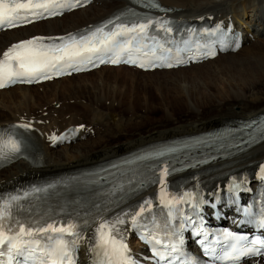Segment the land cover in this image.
<instances>
[{
	"label": "bare ground",
	"instance_id": "6f19581e",
	"mask_svg": "<svg viewBox=\"0 0 264 264\" xmlns=\"http://www.w3.org/2000/svg\"><path fill=\"white\" fill-rule=\"evenodd\" d=\"M159 1L163 6L174 9L175 11L172 13V16L180 19L196 21L201 19H211L212 21L232 20L234 26L236 28H242L244 36H246L240 50H238L237 53L219 55L212 61L189 66L190 68H194V70H196V72H194V75L197 78H207L212 81H217L220 76L232 77L235 75H240L239 72L241 67L253 69L251 74L239 79L242 83L238 86V89L234 86L228 87L227 84L225 85L224 83L222 84L223 87L217 86L219 90H217L215 93H208L202 95L200 97V100L198 101L188 102V104L185 105V111H190V114H186L185 116L188 119H183L179 122H175L168 129L153 130L143 136H138L135 139H127L125 141L109 146H103L100 148L97 147L98 142L95 141H88L86 144H83L81 146L78 145L77 147H73V143L64 145L60 148L49 147V143L45 142L44 140L42 141V136L37 130L41 129L40 121L45 122L46 119H43L41 116H33L31 115L32 113H29V111L31 110V105L29 104V102L31 101V99H33V94L30 92V88H39L40 86L47 87L51 86V84L57 85L62 81L68 80L71 83L66 88V91H69L70 89H80L83 86L76 85V83L73 84L72 80H74L75 78H81L87 75H91L95 72H103L104 70L110 71V73H108V77H110L114 81H120L119 83L121 84V86H123L121 92L117 96L116 93L114 94L113 99H111V105L108 107V115L113 117L114 115H116L115 111L117 113L118 107L126 111V105L133 106L134 102L136 103V101H138L140 90L148 88L147 86L151 82L150 78L154 77H148L149 80H146L145 75L157 77L156 75H159L160 72L164 73V76L165 74H181L185 73L184 71L188 67H186L185 69L182 68L169 71H154L151 73H143L137 71L134 68L121 66L100 67L98 70H94L86 74H79L61 78L52 81L51 83L47 81L41 85L36 86H17L14 88H9L8 90H1L0 126L10 123H22L30 126L37 140L44 147V159L40 167H34L30 165L26 160L21 159L16 163L0 170V193L8 191L9 189L19 185L22 182L43 178L50 175H61L73 169L86 167L108 160L110 158L127 153L134 148L149 143L184 135H192L200 132H205L213 128L224 126L228 122L233 120H245L257 116L258 114L264 113V96L254 94L247 98L243 92L245 88H250V85L248 84L249 77H251V80H254L256 84L264 83V0ZM124 5H126V2L123 0H95L85 9L77 10L73 13L62 16L61 18H54L50 21L40 22L22 29L1 33L0 54L10 44L29 37H42L45 38V42H50L48 38H59L65 36L73 31H76L89 24L99 21L102 18H105L113 11L123 7ZM248 36L257 37L259 39H262L263 41L261 40V42L256 47H244L245 43H250L251 39ZM259 47L262 49H259ZM256 49L259 50L257 51ZM208 64H213V66H209ZM205 66H208L207 69L204 68ZM118 71H124V75L121 76V78L116 74L114 76V72ZM159 76H161V74ZM252 86H254V84ZM213 88L214 90L218 89L216 88V85L213 86ZM53 89V92L52 90L45 92V96H47L48 94L54 97H59L60 95H62L56 92V88ZM102 90L105 89L102 88ZM43 98L44 97L42 96L41 98H39V100H43ZM4 103L13 106L12 111L6 112L4 108H2L3 105H5ZM210 106H212L213 110L205 111V109L209 108ZM20 108H25V110H28V113L25 115V111L23 109L20 110ZM76 108L77 107H75V109ZM22 111H24V113H22ZM23 115H25L26 117L24 121L22 120ZM89 115L90 113L88 111L84 112V118H80V120L83 121V119H86ZM77 119L79 118H71L72 121H77ZM96 123L97 122H92V124L90 125H96ZM63 124H66V121L58 122L55 125L59 127ZM83 125V122H81L80 124H74V126H82L80 138H91L92 134L88 130L89 126L86 127ZM50 134L52 133L48 132L46 138ZM262 158H264V143L240 156L238 158L240 162L231 166V168L244 167V170L248 171L250 169L256 168L257 166L255 165V163ZM215 189L216 187L212 188L211 192H213ZM81 256L83 257L82 263L84 264L86 261L84 252L81 253ZM244 264H264V260H251Z\"/></svg>",
	"mask_w": 264,
	"mask_h": 264
},
{
	"label": "snow or ice",
	"instance_id": "6c2138e0",
	"mask_svg": "<svg viewBox=\"0 0 264 264\" xmlns=\"http://www.w3.org/2000/svg\"><path fill=\"white\" fill-rule=\"evenodd\" d=\"M149 3L153 7H158L154 0H149ZM79 6L81 0H0V28L18 27L21 23L32 22L34 18L58 15L62 10H71ZM109 24L114 26L106 31ZM154 25L165 32L172 31L167 21L161 23L151 18H146L144 22L132 23L130 26L123 22L108 21L87 34L48 38L52 42H45V38L42 37H34L13 44L0 54V88L17 82H33L39 78L50 79L52 74L60 75L67 68L79 71L81 69L77 67L78 64L85 61L90 63L104 55L113 56L111 63L120 62V56L127 54L128 59L123 61L125 63H133L140 67H145L146 64L172 67L168 55L159 56V64L151 60L133 58L134 52H142V48L138 45L149 38L155 39L149 36V29ZM151 52L155 55V48H152ZM143 54L147 56L148 52ZM211 54L215 55L214 52ZM100 62L105 61L100 59ZM176 62L183 61L177 59ZM52 139L55 141L57 138L52 137ZM20 150L21 144L17 139L12 136H8L7 139L0 137V159L6 158L9 154L19 153ZM261 172L264 174V167ZM166 174L167 169L161 174L162 184L163 176ZM184 195L188 197L190 194ZM20 199L18 196H11L0 202V264H75V253L82 239L80 225L66 222L57 226L55 223H42L39 220L22 221L16 218L13 212V209L18 207ZM174 202H177L176 198L167 201L163 196L161 198L162 204L171 205ZM146 207H151V201H145L140 205V211L132 215L133 225ZM169 215H172L171 209ZM123 223H125L124 218L118 216L113 222L106 221L99 225L95 233L94 245L89 249L95 257L92 264H135L128 255V247L123 242V238H117L119 236L117 226ZM257 226L264 228V214L257 221ZM223 235L226 244L221 248L222 255L217 253L221 264H238L243 257L264 254V239L259 236L250 239L231 232ZM149 237L144 239L149 244L153 243V239L155 240L153 255L164 260L165 253L155 247L161 243L160 240L151 234ZM171 249L174 253L177 251V246L172 245ZM182 264H193V261L188 259Z\"/></svg>",
	"mask_w": 264,
	"mask_h": 264
},
{
	"label": "rangeland",
	"instance_id": "374dc122",
	"mask_svg": "<svg viewBox=\"0 0 264 264\" xmlns=\"http://www.w3.org/2000/svg\"><path fill=\"white\" fill-rule=\"evenodd\" d=\"M261 40L262 39L259 38H253V40H250V45L245 43L244 47H256ZM259 49L262 48L259 47ZM259 49L256 50L258 51ZM208 65L213 66V64ZM207 67L208 66H205L204 68L207 69ZM189 68L190 67L184 71L185 73L181 74H165L164 76V73L160 72L159 75L161 74V76L156 75L157 77L145 75L146 80H149L148 77H154L150 78L151 82L147 86L148 88L140 90L138 101H136V103L134 102L135 105L133 104V106L126 105V111L118 107L116 113L114 109L116 115L113 117L108 115V107L111 105V99H113L114 94L116 93L117 96L121 92L123 86L119 83L120 81L117 82L108 77L110 71L106 70L72 80L73 84L76 83V85L83 86L80 89H73L72 87L73 90L70 89L69 91H66V88L71 83L68 80L62 81L57 85L53 84L54 86L51 84V86L47 87L40 86L39 88H30V92L33 94V99L29 102L31 105L29 113H32L31 115L33 116H41L43 119H46L45 122L40 121L41 129H37L41 136L42 133L46 136L48 132L57 133L63 128L65 129L68 126H74V124H80L83 122V126H89L88 130L91 132L92 137L77 140L76 143H73V147H77L78 145L81 146L88 141H95L98 142L97 147L100 148L127 139H135L136 137L143 136L153 130L168 129L173 123L188 119L185 117L186 114H190V111H185V105L188 104V102H195L200 100L202 95L215 93L219 90L218 87H223L222 84L224 83L225 85L227 84L228 87L234 86L238 89V86L242 83L239 79L246 75H250L253 71V69L241 67L239 72L240 75L232 77L220 76L217 81H212L207 78H197L194 75L196 70H194V68ZM123 72L124 71L114 72V76L116 74L121 78V76L124 75ZM251 79L252 78L249 77L248 84L250 85V88L244 89V95L247 98L254 94L264 96V83L256 84L255 81ZM253 84L254 86H252ZM215 85L216 88H218L216 90L213 88ZM53 88H56V92L62 95L59 97L50 96V94L45 96V92L49 90H52L53 92ZM102 88L105 90H102ZM42 96L44 97L43 100H39ZM75 107L77 108L75 109ZM2 108H4L6 112H10L12 111L13 106L5 104ZM21 109L25 111V115L28 113V110H25V108H20V110ZM206 110L212 111L213 108L210 106L205 109V111ZM24 111H22V113H24ZM87 111L90 115L81 121L80 118H84V112ZM25 115H23V121L26 118ZM72 117H78L79 119H77V121H72ZM61 121H66V124L57 127L55 124ZM92 122H97L98 124L96 123V125L91 126L90 124H92ZM46 140L45 142H47Z\"/></svg>",
	"mask_w": 264,
	"mask_h": 264
}]
</instances>
